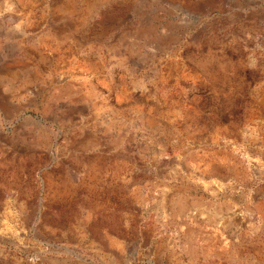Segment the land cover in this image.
<instances>
[{
	"label": "rangeland",
	"instance_id": "obj_1",
	"mask_svg": "<svg viewBox=\"0 0 264 264\" xmlns=\"http://www.w3.org/2000/svg\"><path fill=\"white\" fill-rule=\"evenodd\" d=\"M0 264H264V0H0Z\"/></svg>",
	"mask_w": 264,
	"mask_h": 264
}]
</instances>
